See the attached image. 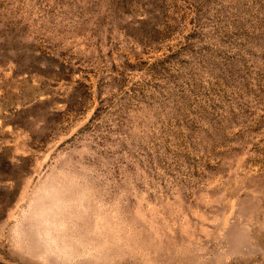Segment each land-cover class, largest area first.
Listing matches in <instances>:
<instances>
[{"label":"rangeland","instance_id":"374dc122","mask_svg":"<svg viewBox=\"0 0 264 264\" xmlns=\"http://www.w3.org/2000/svg\"><path fill=\"white\" fill-rule=\"evenodd\" d=\"M0 264H264V0H0Z\"/></svg>","mask_w":264,"mask_h":264}]
</instances>
